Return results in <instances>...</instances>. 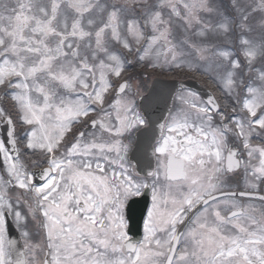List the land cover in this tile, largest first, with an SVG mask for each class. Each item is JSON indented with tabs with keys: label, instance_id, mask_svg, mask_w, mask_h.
<instances>
[{
	"label": "snow or ice",
	"instance_id": "1",
	"mask_svg": "<svg viewBox=\"0 0 264 264\" xmlns=\"http://www.w3.org/2000/svg\"><path fill=\"white\" fill-rule=\"evenodd\" d=\"M228 4L88 0L77 11L57 0H0V264H153L155 255L164 264H264V223L219 228L241 214L223 216L222 201L264 202V47L243 33L240 51L230 42L235 21L246 27L264 0ZM61 8L70 18L62 30ZM213 33L224 41H210ZM131 67L181 73L207 92L182 82L160 128L161 139L170 130L171 151L177 133L194 127L207 150L200 166L215 162L211 191L163 201V212L159 172H138L121 138L146 123ZM184 135L180 153L196 146Z\"/></svg>",
	"mask_w": 264,
	"mask_h": 264
},
{
	"label": "flooded vegetation",
	"instance_id": "2",
	"mask_svg": "<svg viewBox=\"0 0 264 264\" xmlns=\"http://www.w3.org/2000/svg\"><path fill=\"white\" fill-rule=\"evenodd\" d=\"M209 3L213 5L212 0H209ZM255 3H258V1L255 0ZM236 21L239 22V20H236ZM233 25H235V23ZM188 75H191V74H188ZM157 77L160 78L161 76L158 75ZM153 78H156V77H153ZM183 78L184 76L176 77V79L178 80H181ZM248 79L250 78L246 79V76L244 74L243 75L244 83H248L247 82ZM149 80L148 81L144 80L140 84V90L143 95L146 94L150 88L151 81L149 83ZM240 87L243 88V84H241ZM217 94L219 95V93ZM138 106L139 105L137 103V107ZM175 109H176V103H175V97H174L169 114L175 111ZM138 110H139V107H138ZM191 123L192 121H190V124ZM146 126H147V121L144 125L138 126L135 129L129 130V132H125L122 134V137H121L122 142L126 145H129L127 159H128V155H130V152L133 148L136 132ZM169 131L170 130L168 129L165 130L164 139H167ZM184 133H187L188 137L193 138V141L195 142L196 146L195 147L189 146L186 152L180 153L177 151L178 146L182 147L188 143L187 138L185 137ZM217 138H219L218 134H217ZM164 139H161V136L159 137V139L154 143V150L158 146L159 142H160V146H164ZM175 140H176V143H173L171 145V151L169 150V147L164 146V152L159 153L158 156H155L154 170H157L159 172V176H158L159 184L157 186H158V189L163 194H165L163 197L162 203H161L162 212L164 211L163 201H167L168 206L171 207L173 199H175L176 201H180L185 194L193 191L194 189L202 193H209L211 191L208 187V180L211 177V171H212V168L215 162H210L208 165L203 166V167L200 166L199 159H198V153H202V155L205 158H207V150H206V145L204 144L203 140H201L195 133L194 127L185 128L181 132L177 133ZM214 151H218V149ZM129 163L134 165L133 162L130 160V157H129ZM168 163L170 164V166H172V168L173 167L175 168L176 165L181 163L183 165V170H184V175H185L184 179L169 180L167 178V170L169 169ZM193 178H197L199 182L194 184L192 182ZM215 183H217L219 187H222V185H220L218 181H216ZM212 194H218V193H212ZM125 207H126V202H125ZM218 207H219L221 214L225 217L229 216L231 211H233V209L239 210L241 212V214L237 218H235L231 223H225V224L219 225L220 231L226 234H231L233 232L232 223L248 225L250 224L252 219H255L258 222L264 223V202H261L259 200L241 201L239 200V198H237L236 200H225V201H222L218 205ZM186 215H190V213ZM202 219L209 226H214L217 224L216 217L211 214H208L206 217ZM206 235L207 234L204 233L201 235L200 238L206 239ZM163 237H164L163 233H161L160 238L163 239ZM181 246L182 247L184 246L183 243ZM193 246H194V241L190 239L188 241L187 247L189 250H191ZM163 250L164 249H158V251H163ZM150 259L153 260V264H155L156 262H158L157 264H164L165 257L164 256L161 257V255H155V256H151Z\"/></svg>",
	"mask_w": 264,
	"mask_h": 264
},
{
	"label": "water",
	"instance_id": "3",
	"mask_svg": "<svg viewBox=\"0 0 264 264\" xmlns=\"http://www.w3.org/2000/svg\"><path fill=\"white\" fill-rule=\"evenodd\" d=\"M182 81L154 80L148 93L140 99V109L144 116L149 120V126L137 133L135 145L130 154L134 164L141 174H147L153 169V143L161 134L160 125L164 120L171 107L174 95L180 89ZM183 84L191 89L198 91L202 96L207 92L198 83L187 81ZM1 162V161H0ZM13 233H16L13 227ZM142 228L137 222L133 226L132 234L141 236Z\"/></svg>",
	"mask_w": 264,
	"mask_h": 264
},
{
	"label": "rangeland",
	"instance_id": "4",
	"mask_svg": "<svg viewBox=\"0 0 264 264\" xmlns=\"http://www.w3.org/2000/svg\"><path fill=\"white\" fill-rule=\"evenodd\" d=\"M212 1H213L214 6L221 8L219 6V3H218V2H220V0H212ZM257 1H258V3H255V0H237V3L239 5H253V6L260 5L261 0H257ZM36 2L42 3V4H48L49 0H36ZM57 3L66 4L68 7L74 8L77 11H79L81 8H85L87 6L88 0H57ZM208 3H209V0H208ZM66 19H68L70 22V18L66 16L65 10L63 8H61L59 10L58 19L56 21V25L61 30L64 28ZM240 23H241V27L235 28L233 26V31L231 33V41L230 42L235 47V49L237 51L241 50V45L238 42V37L241 35V33L245 34L246 38L254 39L255 47L257 49H259L260 47H264V13L257 12L256 15H254L250 19V21L246 27L242 26L241 21H240ZM249 28L251 29V32H249ZM187 34L190 35L191 33H187ZM175 35L178 38L185 35L183 27L177 25ZM224 39H225V37L220 33H213V34L209 35V40L213 41V42L219 41L222 43L224 41ZM130 69H132V74L141 80L145 79V81H146L147 78L149 77V76L145 75L143 73V71L137 67H131ZM242 71H246V72H244L246 79L250 78L246 67L243 68ZM154 74L156 75L158 73L155 72ZM181 76H183V74H181ZM249 80L250 79H248L247 82H249ZM258 91H264V88H258ZM129 191L131 192L132 190L129 189ZM163 239H164V237H163ZM161 257H163V256H161ZM157 263L158 262H156L155 264H157Z\"/></svg>",
	"mask_w": 264,
	"mask_h": 264
}]
</instances>
